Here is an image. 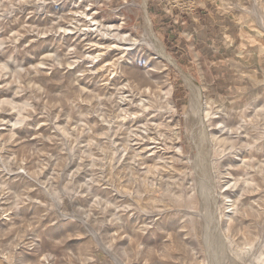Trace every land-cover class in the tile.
Returning <instances> with one entry per match:
<instances>
[{
    "label": "rangeland",
    "instance_id": "obj_1",
    "mask_svg": "<svg viewBox=\"0 0 264 264\" xmlns=\"http://www.w3.org/2000/svg\"><path fill=\"white\" fill-rule=\"evenodd\" d=\"M144 1L174 60L151 59L138 78L155 56L136 39ZM225 1L202 0L188 35L178 23L173 52L158 0H0V264H118L106 247L127 264H205L200 223L183 209L198 200L182 72L205 127L230 101L228 142L212 149L222 229L246 247L264 232V39L235 18L255 23L247 9L256 1L264 16V0Z\"/></svg>",
    "mask_w": 264,
    "mask_h": 264
},
{
    "label": "bare ground",
    "instance_id": "obj_2",
    "mask_svg": "<svg viewBox=\"0 0 264 264\" xmlns=\"http://www.w3.org/2000/svg\"><path fill=\"white\" fill-rule=\"evenodd\" d=\"M222 1V0H221ZM225 1V0H224ZM227 1V0H226ZM225 1V2H226ZM255 1V0H254ZM258 1V0H257ZM228 2V1H227ZM131 3V2H130ZM254 3V2H253ZM133 4H138L133 2ZM251 4V3H250ZM143 5V25H142V32L136 38L139 42L145 43L148 46H150L155 53V56L151 57H143L141 59V64L139 67L133 68L131 70L132 76L135 77H142L144 73H148L146 70V66L148 64H152L151 59H156L157 62L160 59L167 58L169 60H174L173 57L170 56L165 50V46L163 42L160 40V38L156 35L155 31L152 28V21L150 19V16L147 13L146 10V2L144 1ZM231 5V4H230ZM233 5V3H232ZM226 6V5H225ZM139 7V6H138ZM142 8V6H141ZM226 8V7H225ZM263 8V7H262ZM250 11L251 16L254 19L255 23L245 24V21H250V18H246L243 16H236L235 18L238 19L240 23L244 22V25H242V33L247 34L248 36H253L256 38H259V40L264 39V16L261 13V9L259 8L258 4L255 3L247 9ZM100 18V17H99ZM92 22L95 27L92 29L94 32L98 31V26L100 25V19L98 17L96 18L94 15L92 16ZM102 24V23H101ZM92 25V26H93ZM102 26L103 30V24ZM116 26V25H114ZM113 26V27H114ZM109 29H115L112 25H108ZM105 28V27H104ZM118 28V27H117ZM100 29V28H99ZM111 29V30H112ZM106 33L108 34V30L104 29ZM103 30V33H104ZM110 30V31H111ZM83 32V31H82ZM116 32L113 31L112 34ZM124 32V31H123ZM105 33V34H106ZM111 34V33H110ZM111 34V35H112ZM119 34V33H118ZM253 34V35H249ZM92 35V34H91ZM104 35V34H103ZM116 35V34H115ZM106 36V35H105ZM99 37V36H98ZM97 37V39H98ZM96 38V37H94ZM133 39V38H132ZM135 39V40H136ZM120 40V39H119ZM130 40V39H128ZM134 40V39H133ZM98 41V40H93ZM134 41V42H138ZM105 42V41H104ZM132 42V40L130 41ZM133 42V44H135ZM97 43V42H96ZM115 43V42H114ZM132 45V44H131ZM104 46V45H103ZM115 46V45H114ZM126 46V45H125ZM123 46V48L125 47ZM127 47V46H126ZM125 47V48H126ZM42 48V47H41ZM48 49V48H47ZM56 49H54L55 51ZM107 50V49H106ZM46 52V50H45ZM48 52V51H47ZM53 52V51H52ZM84 52V51H83ZM108 52V51H107ZM51 53V52H50ZM58 53V52H57ZM121 53V52H120ZM55 54V53H54ZM96 54V53H95ZM98 54V53H97ZM96 54V55H97ZM100 55V54H99ZM97 56L101 57V56ZM102 55V54H101ZM116 55V54H115ZM114 55V56H115ZM42 56V55H41ZM46 55L44 54V57ZM94 56V55H93ZM42 57V58H44ZM128 56H125V58ZM130 57V56H129ZM96 58V57H95ZM96 58V60H97ZM112 58V56H111ZM10 59V57H9ZM8 59V60H9ZM99 59V58H98ZM106 60L110 59L108 57L105 58ZM102 58L101 60H105ZM120 59V58H119ZM137 59V58H136ZM100 60V59H99ZM118 60V59H117ZM127 60V59H126ZM129 60V59H128ZM40 64L41 60H39ZM95 61V60H94ZM93 61V62H94ZM101 61V63L103 62ZM163 61V60H162ZM160 61V62H162ZM108 62V61H106ZM105 62V63H106ZM119 60L117 61V63ZM129 62V61H128ZM158 62V63H160ZM97 63V62H96ZM95 63V64H96ZM100 63V62H99ZM98 63V64H99ZM132 64V62H131ZM94 65V64H93ZM106 65V64H105ZM112 65V64H110ZM153 65V64H152ZM132 66V65H131ZM111 67V66H110ZM119 67V66H118ZM93 68V67H92ZM107 69V68H106ZM153 69V68H152ZM152 71V70H151ZM149 76V74H148ZM152 76V75H151ZM182 76L187 82V84L190 87V96L188 100V107L186 109V118H187V124H188V133H189V139L191 142L192 147L195 148L196 152L192 155H190L188 158V162L190 164V167L193 172V180L195 184V188L197 191V208H191L187 205L184 206V212L190 213V215L194 216L201 226V244L204 249L205 254V264H263L262 257L264 256V232L259 234L258 238H256L249 247L244 246V244H235L234 239H231V237L228 235V231L225 232L222 229L221 223V215H219V204H218V195H220V191L218 192L216 190V175L217 171L215 168V159L212 155V149L214 146L218 144H222L228 140V135L230 134L229 131H224V128L227 126L226 118L229 116V104L225 106L223 112L221 115L218 116V118L215 119V122L218 121V124L214 128H207L205 127V118H208L207 115L209 114L207 112L206 107L202 105V94L200 91V88L197 84H195L189 75H187L185 72H182ZM259 77L261 76H254L255 82H259ZM76 78V77H75ZM84 78V77H83ZM77 79V78H76ZM85 79V78H84ZM136 82V80H134ZM156 82V81H155ZM82 83V82H81ZM89 84V83H88ZM91 84V83H90ZM145 85V84H144ZM130 86V85H129ZM252 94H256L260 92L262 89L258 87H252ZM261 89V90H260ZM170 91V90H168ZM254 100V99H253ZM261 105V104H260ZM204 106V107H203ZM222 106V105H221ZM220 107V106H219ZM248 108V107H247ZM251 108V107H250ZM20 108H18L19 110ZM239 109V108H238ZM17 110V109H16ZM240 110V109H239ZM242 111V110H240ZM216 113V112H215ZM230 113V112H229ZM21 114V113H20ZM16 115V113H15ZM262 115V114H261ZM248 116V114H247ZM17 117L15 116V119ZM21 118V117H20ZM13 119V118H12ZM14 119V120H15ZM209 119V118H208ZM252 120V119H251ZM11 121V120H10ZM16 121V120H15ZM207 123V122H206ZM219 123L221 125H219ZM230 125V124H229ZM244 127V126H243ZM11 128V127H10ZM62 129V128H60ZM58 130V129H57ZM237 130V129H236ZM248 130V129H247ZM219 133H216V132ZM62 134V133H61ZM237 134V133H236ZM232 136V135H231ZM259 136V135H258ZM231 139V138H230ZM229 139V140H230ZM233 140V139H232ZM235 141V140H234ZM247 141V140H246ZM228 142V141H227ZM129 144V143H128ZM230 145V143H229ZM253 145V144H252ZM220 147V145H219ZM139 154V153H138ZM217 158V157H215ZM69 161V160H68ZM229 162V161H228ZM239 165V164H238ZM65 166V165H64ZM130 172V171H129ZM30 176V175H29ZM218 176V175H217ZM223 179V178H221ZM251 180V179H250ZM36 181V180H35ZM229 182V181H228ZM177 183V182H176ZM60 185V184H59ZM57 189V188H56ZM61 192L62 189H61ZM235 194V193H234ZM130 197V196H129ZM186 197V196H185ZM220 197V196H219ZM227 197V196H226ZM234 197V196H233ZM54 199V197H53ZM70 200V198H69ZM220 200V199H219ZM232 200V199H231ZM63 201V200H62ZM221 201V200H220ZM172 203V202H171ZM72 204V203H71ZM58 205V204H57ZM227 205V204H226ZM225 205V206H226ZM233 205V204H232ZM183 206V205H181ZM231 206V205H230ZM166 209V208H165ZM175 209V208H174ZM228 209V208H227ZM230 209V208H229ZM232 209V207H231ZM234 209V208H233ZM182 211V210H181ZM231 212V211H230ZM162 213V212H161ZM226 213V212H225ZM61 214V213H60ZM63 214V213H62ZM69 214V213H68ZM229 215V213H227ZM226 214V216H227ZM64 215V214H63ZM62 215V216H63ZM73 215V214H72ZM70 214V216H72ZM66 216V215H65ZM68 216V215H67ZM182 216V215H181ZM224 216V215H223ZM229 217V216H228ZM78 218V217H77ZM180 218V217H179ZM178 220V219H176ZM225 220V217H224ZM84 221V219H83ZM227 221V220H225ZM224 221V222H225ZM226 224V222H225ZM227 224L228 221H227ZM230 225V224H229ZM90 226V225H89ZM227 226V225H224ZM90 235L93 237V239L98 241V244L101 243L100 241V234L92 229V227H87ZM226 229V228H225ZM228 229V228H227ZM85 230V229H84ZM185 230V228H184ZM199 230V229H198ZM232 230V229H231ZM246 239V238H245ZM94 240V241H95ZM246 242V241H245ZM244 242V243H245ZM248 242V241H247ZM189 243V242H188ZM191 243V242H190ZM194 243V242H193ZM237 243V242H236ZM99 246V245H98ZM108 252L113 256L114 259L118 262V264H127V262L122 261L117 255V253L109 248L106 247ZM105 251V250H104ZM196 253V252H195ZM109 254V255H110ZM111 256V257H112ZM3 260V259H2ZM5 260V259H4ZM183 260V258H182ZM13 262V261H12ZM200 262V261H199Z\"/></svg>",
    "mask_w": 264,
    "mask_h": 264
},
{
    "label": "crops",
    "instance_id": "obj_3",
    "mask_svg": "<svg viewBox=\"0 0 264 264\" xmlns=\"http://www.w3.org/2000/svg\"><path fill=\"white\" fill-rule=\"evenodd\" d=\"M202 8H204L203 5H201V7H198L194 13L178 12L177 10H174V12L173 11H166V9H164V8L162 10H159V12L161 14L166 16L163 19H167V17L169 20L172 19V20H170L172 22L171 24L168 23L165 25V27H163V33L166 34L167 36L172 35L171 39L166 38L165 43L169 44L168 48L171 49L173 52L174 51L177 52L176 48H177V50L179 49L178 43L172 44V42H171L172 40H174L173 36L175 34V31L178 28V23L183 25L188 21L187 29H185L181 33L184 35L190 34L189 26H191L194 23H196L197 21L201 20L202 19L201 17L204 16V14H202L204 12V10ZM173 13H175V15ZM172 17H174V18H172ZM194 25L197 26L196 24H194ZM165 47H166V45H165ZM174 47H176V48L174 49Z\"/></svg>",
    "mask_w": 264,
    "mask_h": 264
},
{
    "label": "built area",
    "instance_id": "obj_4",
    "mask_svg": "<svg viewBox=\"0 0 264 264\" xmlns=\"http://www.w3.org/2000/svg\"><path fill=\"white\" fill-rule=\"evenodd\" d=\"M166 11L194 13L198 7H201L202 0H158Z\"/></svg>",
    "mask_w": 264,
    "mask_h": 264
}]
</instances>
